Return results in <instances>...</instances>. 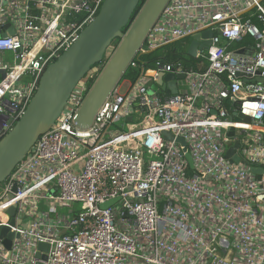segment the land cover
<instances>
[{"label": "built area", "instance_id": "2783aa9c", "mask_svg": "<svg viewBox=\"0 0 264 264\" xmlns=\"http://www.w3.org/2000/svg\"><path fill=\"white\" fill-rule=\"evenodd\" d=\"M102 2L0 0V32L17 23L0 36V135ZM194 37L190 61L143 60ZM127 71L86 129L81 82L0 185V264H264V0H170Z\"/></svg>", "mask_w": 264, "mask_h": 264}, {"label": "water", "instance_id": "95a60500", "mask_svg": "<svg viewBox=\"0 0 264 264\" xmlns=\"http://www.w3.org/2000/svg\"><path fill=\"white\" fill-rule=\"evenodd\" d=\"M139 1L103 0L96 16L81 30L73 44L45 68L21 117L7 133L0 135V185L23 162L37 139L55 125L65 107H69L70 98L78 85L87 78L91 68L104 64L74 120L78 128L86 129L91 126L96 112L123 78L170 0H146L132 19ZM126 27L127 30L122 32ZM14 34V27L10 24L4 25L0 32L1 37ZM116 39L119 44L106 60V51ZM196 40L197 37H194L187 50V55L192 58L197 47ZM182 78V75L177 76V79ZM156 83L163 90L166 89L167 94L177 93L173 74L158 76ZM127 121L130 122L131 118ZM163 135L171 139L169 134ZM114 202L109 201L100 207L108 208ZM14 211L12 207L8 214L13 216ZM6 231L7 228L1 229L0 238ZM4 245L8 248L10 244L4 242ZM47 248L46 244L38 245L39 250L46 251Z\"/></svg>", "mask_w": 264, "mask_h": 264}, {"label": "trees", "instance_id": "16d2710c", "mask_svg": "<svg viewBox=\"0 0 264 264\" xmlns=\"http://www.w3.org/2000/svg\"><path fill=\"white\" fill-rule=\"evenodd\" d=\"M146 0H140L139 1V4L136 8V10L134 11L133 15H132V19H134V17L136 16L137 12L139 11V9L141 8V6L143 5V3L145 2ZM34 14H38L37 11H33ZM128 27L122 29V32H125L127 30ZM183 42H177V43H174V44H171V45H168V46H165V47H162V48H158L154 51H151L149 52L148 54L145 55V57L143 58V60L147 61V62H152L156 59H161L163 56L161 55L163 52L161 50H166V58L165 59H168V61L172 62V61H181L182 59H180L178 56H177V50L180 49V47H182ZM119 44V40L116 39L114 40L111 45L115 46V48L118 46ZM160 50V52H159ZM184 61V60H183ZM186 62V61H184ZM104 64H101V65H96L94 67L91 68V71L94 69V68H98V71L91 77L88 78L87 76V80H86V90L89 91V89L91 88V86L93 85L94 81L96 80L98 74L100 73L102 67H103ZM90 71V72H91ZM89 75V74H88ZM136 76H137V73L135 72H129L127 71V73L123 76V79L127 78L131 81H134L136 79ZM86 79V78H85ZM84 79V80H85ZM83 80V81H84ZM82 81V82H83Z\"/></svg>", "mask_w": 264, "mask_h": 264}, {"label": "rangeland", "instance_id": "374dc122", "mask_svg": "<svg viewBox=\"0 0 264 264\" xmlns=\"http://www.w3.org/2000/svg\"><path fill=\"white\" fill-rule=\"evenodd\" d=\"M182 45H183V46L180 47V49L177 50V53H176V54H177V56H178L180 59H182V60H184V61H190V58H189L188 55H187L188 42L185 41V42L182 43ZM114 49H115V46H113V45H111V47H109V48L107 49L106 54H105V58H106V60H108V59L110 58V56H111L112 53L114 52ZM161 51L163 52L161 55H162L164 58H166V56H167V54H166V50H161ZM159 52H160V50H159ZM7 57H9L8 60H10V62H9V64H10V63H11V56H10L9 54H7L5 58H7ZM4 60H6V59H4ZM167 60H168V59H167ZM97 71H98V68H94V69L89 73L88 77L93 76ZM26 81H28V77H27V76H24V77L21 79L20 82L16 83V86H19V85H20V86H24V84H25ZM179 83H182V81L179 80ZM154 87H155V86H154ZM138 119H139V118L135 119L134 122H136ZM117 126H118V125H117ZM37 206H38V209H39V210H44V211H45V210L48 209L45 205H43L42 202L38 203ZM118 208H119L118 205H115V206H113V209H112L117 219L119 218V209H118ZM69 210H71V209H68V208H66V207H58V208H57V211H58L59 213H61V214H62V213L65 214V213H67Z\"/></svg>", "mask_w": 264, "mask_h": 264}, {"label": "crops", "instance_id": "0c3cea01", "mask_svg": "<svg viewBox=\"0 0 264 264\" xmlns=\"http://www.w3.org/2000/svg\"><path fill=\"white\" fill-rule=\"evenodd\" d=\"M12 17L15 18V15H12ZM4 22H5V25H6V24H10L11 26H13L14 29H15L16 26H17L16 19L14 20V19L4 18ZM7 54H9V55L11 56V59H12V55H11L10 53H1V54H0V58H2L3 60L6 59L8 62H10V60H8L9 57L5 58ZM0 78H1V75H0Z\"/></svg>", "mask_w": 264, "mask_h": 264}, {"label": "bare ground", "instance_id": "6f19581e", "mask_svg": "<svg viewBox=\"0 0 264 264\" xmlns=\"http://www.w3.org/2000/svg\"><path fill=\"white\" fill-rule=\"evenodd\" d=\"M87 89V88H86Z\"/></svg>", "mask_w": 264, "mask_h": 264}, {"label": "flooded vegetation", "instance_id": "af4514ba", "mask_svg": "<svg viewBox=\"0 0 264 264\" xmlns=\"http://www.w3.org/2000/svg\"><path fill=\"white\" fill-rule=\"evenodd\" d=\"M185 42V41H184Z\"/></svg>", "mask_w": 264, "mask_h": 264}]
</instances>
